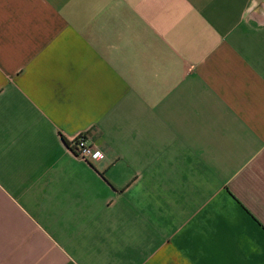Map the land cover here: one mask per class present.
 <instances>
[{"label": "crops", "instance_id": "1", "mask_svg": "<svg viewBox=\"0 0 264 264\" xmlns=\"http://www.w3.org/2000/svg\"><path fill=\"white\" fill-rule=\"evenodd\" d=\"M0 264H264V0H0Z\"/></svg>", "mask_w": 264, "mask_h": 264}, {"label": "built area", "instance_id": "2", "mask_svg": "<svg viewBox=\"0 0 264 264\" xmlns=\"http://www.w3.org/2000/svg\"><path fill=\"white\" fill-rule=\"evenodd\" d=\"M68 148L75 158L83 162H89L97 153L95 146L89 144L82 133H77L73 137Z\"/></svg>", "mask_w": 264, "mask_h": 264}, {"label": "trees", "instance_id": "3", "mask_svg": "<svg viewBox=\"0 0 264 264\" xmlns=\"http://www.w3.org/2000/svg\"><path fill=\"white\" fill-rule=\"evenodd\" d=\"M67 147H68V144H67Z\"/></svg>", "mask_w": 264, "mask_h": 264}]
</instances>
